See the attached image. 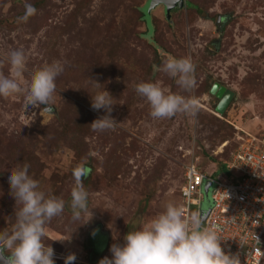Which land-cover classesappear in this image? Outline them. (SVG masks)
<instances>
[{
	"label": "rangeland",
	"instance_id": "obj_1",
	"mask_svg": "<svg viewBox=\"0 0 264 264\" xmlns=\"http://www.w3.org/2000/svg\"><path fill=\"white\" fill-rule=\"evenodd\" d=\"M166 1L27 0L36 14L18 22L25 0H0V60L19 49L27 72L64 63L47 105L26 108L22 95L0 97V230L11 227L15 211L9 171L28 164L41 190L66 201L64 212L45 225L55 264H64L69 254L76 257L73 264L111 258L110 246L122 243L164 202L181 206L186 165L196 163L212 175L246 134L264 135V0H183L168 21L161 6ZM161 51L191 58L195 83L189 91L155 70ZM3 71L10 74L7 64ZM142 81L194 97L195 114L152 118L135 90ZM215 84L233 95L221 114L215 111L219 100L209 94ZM103 86L115 99L111 116L118 124L96 132L90 124L104 112L92 110L90 96ZM78 165L88 170V222L87 216L73 221L67 207ZM201 195L205 214L210 200Z\"/></svg>",
	"mask_w": 264,
	"mask_h": 264
},
{
	"label": "clouds",
	"instance_id": "obj_2",
	"mask_svg": "<svg viewBox=\"0 0 264 264\" xmlns=\"http://www.w3.org/2000/svg\"><path fill=\"white\" fill-rule=\"evenodd\" d=\"M36 11L25 0L24 14L17 18L18 22H26ZM160 56L162 63L155 66V70L167 74L181 89L189 91L195 83V65L191 58H176L163 51ZM4 64L9 66L10 74L3 71ZM63 71L64 63L57 60L27 72L23 50H11L0 60V97L22 95L26 108L47 105L56 92V79ZM88 80L95 88H101L100 83ZM135 90L148 102L152 118H171L177 113L195 114L197 100L194 97L173 93L153 82L142 81ZM90 99L92 110L104 112L91 122L92 130H113L118 124L111 116L115 99L104 86ZM28 169L29 165L24 164L9 171L15 211L10 218L11 227L0 230V264H55L54 249L44 242L45 225L64 212L66 201L41 190ZM87 174L83 165L72 170L74 184L67 207L73 221L87 216L88 222L93 215L88 206L89 192L83 183ZM138 223L139 227L123 236L122 243L110 246L111 258L105 256L98 264H240L239 253L222 249L223 240L215 230L204 226L201 214L185 215L183 207L174 201L164 202L160 212ZM75 259L74 254H69L64 258V264H73Z\"/></svg>",
	"mask_w": 264,
	"mask_h": 264
},
{
	"label": "built area",
	"instance_id": "obj_3",
	"mask_svg": "<svg viewBox=\"0 0 264 264\" xmlns=\"http://www.w3.org/2000/svg\"><path fill=\"white\" fill-rule=\"evenodd\" d=\"M246 136L224 174L208 175L196 163L186 165L179 197L185 215L197 207L204 226L217 232L225 252L239 253L240 264H264V135ZM206 184L210 207L203 214L199 206Z\"/></svg>",
	"mask_w": 264,
	"mask_h": 264
},
{
	"label": "water",
	"instance_id": "obj_4",
	"mask_svg": "<svg viewBox=\"0 0 264 264\" xmlns=\"http://www.w3.org/2000/svg\"><path fill=\"white\" fill-rule=\"evenodd\" d=\"M183 3H184L183 0H170V1L162 2L161 6L163 8L164 18L168 21L170 19L171 11H173L176 8L181 9L184 6ZM146 27H147L148 33L151 36L152 35V27H151L150 23L148 25H146ZM209 94L219 100L218 106L216 107V111L219 114H221L224 111L227 103L229 102V100L233 96L232 93H230L229 91H225L223 88L219 87L216 84L211 87V89L209 90ZM49 111H50L49 109L45 110V112H47V113H49ZM209 186H210V184H206L203 187V192H204L206 197H207V192H208ZM204 219H205V216L203 217V220Z\"/></svg>",
	"mask_w": 264,
	"mask_h": 264
},
{
	"label": "trees",
	"instance_id": "obj_5",
	"mask_svg": "<svg viewBox=\"0 0 264 264\" xmlns=\"http://www.w3.org/2000/svg\"><path fill=\"white\" fill-rule=\"evenodd\" d=\"M138 20L139 21H142V15L140 14V12H139V10H138ZM143 22V21H142ZM144 23V22H143ZM145 24V23H144ZM146 31H148V30H146ZM153 34L152 35H154V32H152ZM152 48H153V45L151 46ZM155 53L157 54V51L155 50ZM215 111H216V109H215ZM216 113H217V111H216ZM219 114V113H218ZM229 161V160H228ZM228 161H224L222 164H220V166H219V168H221V169H219V170H223V167L226 165V163L228 162ZM218 168V167H217ZM182 183H183V179H182ZM182 185V184H181ZM181 187V186H180ZM96 260L97 259H93L92 260V262H90V263H95L96 262Z\"/></svg>",
	"mask_w": 264,
	"mask_h": 264
},
{
	"label": "flooded vegetation",
	"instance_id": "obj_6",
	"mask_svg": "<svg viewBox=\"0 0 264 264\" xmlns=\"http://www.w3.org/2000/svg\"><path fill=\"white\" fill-rule=\"evenodd\" d=\"M225 18H221L220 20H224ZM223 22V21H222ZM218 26L220 27L221 26V22L220 21H218Z\"/></svg>",
	"mask_w": 264,
	"mask_h": 264
}]
</instances>
